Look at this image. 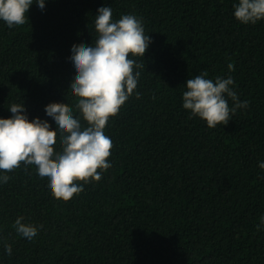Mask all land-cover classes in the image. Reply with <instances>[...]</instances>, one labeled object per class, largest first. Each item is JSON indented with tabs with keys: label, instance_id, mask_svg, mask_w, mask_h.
I'll return each mask as SVG.
<instances>
[{
	"label": "trees",
	"instance_id": "1",
	"mask_svg": "<svg viewBox=\"0 0 264 264\" xmlns=\"http://www.w3.org/2000/svg\"><path fill=\"white\" fill-rule=\"evenodd\" d=\"M237 0H47L25 24L0 21V118L24 104L54 133L44 110L73 108V47L95 41L97 9L135 14L151 43L137 89L105 134L112 167L69 201L23 164L0 184V264H264V21L243 25ZM232 64V70L228 65ZM203 72L235 81L249 106L209 128L182 107L185 82ZM229 100V106H231ZM57 136L54 151L58 149ZM99 171V169H98ZM22 218L33 245L15 238Z\"/></svg>",
	"mask_w": 264,
	"mask_h": 264
},
{
	"label": "clouds",
	"instance_id": "2",
	"mask_svg": "<svg viewBox=\"0 0 264 264\" xmlns=\"http://www.w3.org/2000/svg\"><path fill=\"white\" fill-rule=\"evenodd\" d=\"M47 0H0V21L11 29L28 20V11L35 4L44 10ZM235 19L243 24L264 21V0H237L232 5ZM95 41L73 47L67 63L74 73L67 89L76 98L73 108L51 105L44 116L55 128L49 131L39 118L29 120L24 104L13 103L9 118H0V184L7 183L12 172L23 164L31 168L38 181L47 182V191L57 200L69 201L79 195L85 184L99 182L103 173L112 167L110 160L113 142L105 134L110 118L115 117L125 102L135 94L144 54L151 43L145 33L143 20L135 14L112 18V8L97 9L94 19ZM232 70V64L228 65ZM182 107L192 116L206 122L207 127L227 125L230 114L249 106L235 91L231 75L216 76L213 80L203 72L185 82ZM229 100L232 102L229 106ZM58 149L54 151V141ZM264 170V161L258 162ZM99 169V171H98ZM256 225L264 230V216ZM15 238L25 246L34 244L39 227L26 226L22 218L14 221ZM6 255L12 245L0 239Z\"/></svg>",
	"mask_w": 264,
	"mask_h": 264
}]
</instances>
